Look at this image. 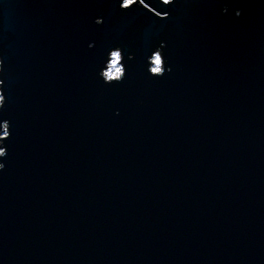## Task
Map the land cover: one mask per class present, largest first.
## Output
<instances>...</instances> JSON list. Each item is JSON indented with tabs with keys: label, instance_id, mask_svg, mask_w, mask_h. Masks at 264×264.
<instances>
[{
	"label": "water",
	"instance_id": "95a60500",
	"mask_svg": "<svg viewBox=\"0 0 264 264\" xmlns=\"http://www.w3.org/2000/svg\"><path fill=\"white\" fill-rule=\"evenodd\" d=\"M171 2L0 0V264H264V0Z\"/></svg>",
	"mask_w": 264,
	"mask_h": 264
},
{
	"label": "clouds",
	"instance_id": "9594fccd",
	"mask_svg": "<svg viewBox=\"0 0 264 264\" xmlns=\"http://www.w3.org/2000/svg\"><path fill=\"white\" fill-rule=\"evenodd\" d=\"M137 3V0H121L120 8L122 10H128L132 8L133 5ZM140 3L143 4L144 0H140ZM174 2L171 0H164V5H172ZM147 7V5H145ZM226 13L228 11L227 7L223 9ZM240 11L236 12V15L239 16ZM103 21L101 19H97L95 21L96 24H101ZM164 44L162 43L160 47H157L154 51H152L151 56L148 57V72L154 78H161L165 76L167 73L171 72V68L168 66V63L165 59L163 48ZM89 47H92L90 44ZM131 55L128 56V59H132ZM124 53L120 47H114L108 52L107 61L104 64L102 70L98 73L99 77L102 78L105 84H120L123 82L126 76V67L124 64ZM3 71V60H0V72ZM3 84V81L0 80V85ZM5 105V96L2 92H0V110L4 108ZM10 122L8 120H4L0 122V134L7 132V135L0 139V144L6 139L10 138ZM7 156L6 148L0 146V159H4ZM5 165L0 163V170H3Z\"/></svg>",
	"mask_w": 264,
	"mask_h": 264
}]
</instances>
